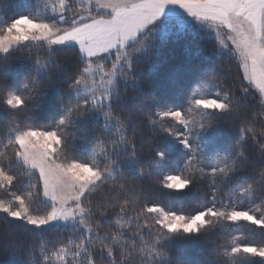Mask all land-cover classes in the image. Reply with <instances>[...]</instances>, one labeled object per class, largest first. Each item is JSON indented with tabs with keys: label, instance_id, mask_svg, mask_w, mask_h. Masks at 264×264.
Returning a JSON list of instances; mask_svg holds the SVG:
<instances>
[{
	"label": "snow or ice",
	"instance_id": "obj_1",
	"mask_svg": "<svg viewBox=\"0 0 264 264\" xmlns=\"http://www.w3.org/2000/svg\"><path fill=\"white\" fill-rule=\"evenodd\" d=\"M28 7L0 19L6 264H181L174 247L210 236L204 264H264V0H34ZM178 13L181 30H214L218 56L234 52L242 74L228 84L212 69L186 106H168L140 87L134 61L137 53L150 61L158 22ZM71 50L77 60L69 67L58 55ZM14 59L28 62L22 86L7 76ZM202 71L181 65L169 80L178 89ZM127 81L131 95L121 90ZM45 84L55 89L49 124L32 115L48 95ZM225 125L234 128L227 139ZM170 141L185 150L179 171L167 170ZM201 161L209 163L197 167ZM153 185L206 191L185 211L152 199ZM241 221L254 226L251 238L229 231Z\"/></svg>",
	"mask_w": 264,
	"mask_h": 264
},
{
	"label": "trees",
	"instance_id": "obj_2",
	"mask_svg": "<svg viewBox=\"0 0 264 264\" xmlns=\"http://www.w3.org/2000/svg\"><path fill=\"white\" fill-rule=\"evenodd\" d=\"M34 0H0V19H8L19 14H26L31 11L28 6ZM170 30L166 39L154 34L150 61L143 59V54H140L138 59L134 61V75L138 77L140 87L145 92L156 94L158 99H162L163 103L168 106L185 105L190 97L193 89L196 88L200 79L205 73L215 69L217 73L226 79L228 84L239 82V76L242 74L241 69L238 70V61L235 56L229 52L223 57L218 56V45L210 34L207 32L193 33L191 30L187 31ZM43 52V49L40 50ZM19 55V53H17ZM58 59L62 64L71 67L76 63L77 57L75 50L70 52L59 53ZM199 65L203 71L197 75L185 78L180 88H175L171 85L169 80L170 75L181 65ZM28 66V62L20 59L9 61L7 76L14 81L18 86H22L25 82L24 69ZM44 90L48 93L46 97H39L32 106V115L41 124H49L53 122V111L49 107V101L55 95V89L44 85ZM121 90L128 95L134 93V88L131 81L122 82ZM213 91L215 89H212ZM253 103L256 102L255 97H250ZM5 114L0 112V118H4ZM102 123V121H101ZM143 135L146 139L152 136L151 128H144ZM227 139L228 135L234 131L231 125L221 127ZM172 146V163L168 167V171H179L185 160L187 159L183 152L182 146ZM77 148L79 154L84 156L87 154L88 146L83 141H77ZM208 161H201L197 163V167H206ZM152 199L166 207L183 208L185 211L195 207L198 201L204 198L206 191L202 186H196L183 192H176L174 190L163 188L159 185L152 187ZM257 197V202H258ZM23 222L16 224L15 230L19 233L23 232ZM3 227V218L0 214V228ZM31 227V226H29ZM254 226L248 225L246 222H239L233 225L229 231L232 235H243L251 238ZM258 232V230H256ZM216 240L215 236H210L207 239H200L197 242L182 241L179 245L173 248L170 255L173 260L180 261L184 264L185 261H191L192 264H204L209 259V252ZM9 253L5 244L0 242V264H6Z\"/></svg>",
	"mask_w": 264,
	"mask_h": 264
},
{
	"label": "rangeland",
	"instance_id": "obj_3",
	"mask_svg": "<svg viewBox=\"0 0 264 264\" xmlns=\"http://www.w3.org/2000/svg\"><path fill=\"white\" fill-rule=\"evenodd\" d=\"M53 2H56V0H53ZM49 15H52V13L49 11ZM190 19V18H189ZM185 22V18L183 16L182 13H178V14H172V15H168L166 14L164 17L161 18V20L158 22V27H157V32L155 33L157 36H160V32L167 30L170 33V30L176 31L177 33H179V31L181 30L180 25L183 24ZM188 29H184V31H187ZM183 31V30H181ZM199 32L205 33L207 32L208 34H210L211 36H213V38L215 39L218 47H219V42L216 39V33L214 30L211 29H201ZM176 33V34H177ZM222 37L225 35L224 32L221 33ZM154 36V37H157ZM227 52V51H226ZM231 54H233L235 56V58L238 61L239 64V58L238 56L234 53V52H229ZM141 53H137L136 55L139 56ZM110 66V64H109ZM242 71V69H241Z\"/></svg>",
	"mask_w": 264,
	"mask_h": 264
}]
</instances>
